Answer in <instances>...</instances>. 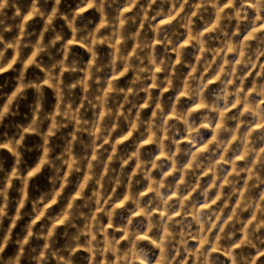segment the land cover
Instances as JSON below:
<instances>
[{
	"label": "clouds",
	"instance_id": "9594fccd",
	"mask_svg": "<svg viewBox=\"0 0 264 264\" xmlns=\"http://www.w3.org/2000/svg\"><path fill=\"white\" fill-rule=\"evenodd\" d=\"M0 264H264V0H0Z\"/></svg>",
	"mask_w": 264,
	"mask_h": 264
}]
</instances>
